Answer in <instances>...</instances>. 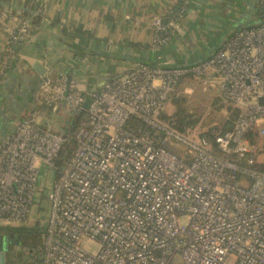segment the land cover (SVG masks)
<instances>
[{
  "label": "built area",
  "instance_id": "1",
  "mask_svg": "<svg viewBox=\"0 0 264 264\" xmlns=\"http://www.w3.org/2000/svg\"><path fill=\"white\" fill-rule=\"evenodd\" d=\"M188 2L154 20L153 65L109 76L97 91L50 71L40 91L54 110L64 104L73 119L65 131L31 115L2 138L0 227H38L37 264H264V22L232 32L207 59L166 63L160 51ZM33 31L25 17L8 30L0 86ZM183 76L215 85L239 110L230 129L195 141L162 116ZM171 142L187 151L175 154Z\"/></svg>",
  "mask_w": 264,
  "mask_h": 264
},
{
  "label": "crops",
  "instance_id": "2",
  "mask_svg": "<svg viewBox=\"0 0 264 264\" xmlns=\"http://www.w3.org/2000/svg\"><path fill=\"white\" fill-rule=\"evenodd\" d=\"M1 1L20 9L0 6V49L17 18L30 19L34 31L18 49L0 86V142L18 120L31 115L54 133L70 126L64 104L54 110L43 100L34 63L48 71L67 72L72 86L81 91H97L109 76L156 62L148 48L153 22L179 4V0ZM261 7L264 11V0ZM257 8L256 0H189L175 36L160 51L162 60L186 65L207 59L232 32L264 20ZM180 95L177 91L175 98ZM0 234L15 238L8 227H0ZM25 264L37 263L29 257Z\"/></svg>",
  "mask_w": 264,
  "mask_h": 264
},
{
  "label": "rangeland",
  "instance_id": "3",
  "mask_svg": "<svg viewBox=\"0 0 264 264\" xmlns=\"http://www.w3.org/2000/svg\"><path fill=\"white\" fill-rule=\"evenodd\" d=\"M186 79L190 80V83L185 84ZM176 91H181L180 97L175 99L172 97L168 101L162 111V116L167 117L182 109L188 117L196 120V129L200 125L208 127L212 126V124H222L229 117V112H226L228 104L219 98L215 85H204L191 76H183L178 83ZM185 134L191 136L192 140H198L191 132H185ZM169 149L179 156L187 151L186 147L175 142H171ZM258 161L264 163V152L259 156ZM43 170L44 168H41L40 185L45 180ZM49 182L45 180V188L49 186ZM45 210L46 202L41 205L42 219L45 217Z\"/></svg>",
  "mask_w": 264,
  "mask_h": 264
},
{
  "label": "trees",
  "instance_id": "4",
  "mask_svg": "<svg viewBox=\"0 0 264 264\" xmlns=\"http://www.w3.org/2000/svg\"><path fill=\"white\" fill-rule=\"evenodd\" d=\"M257 14L260 18H263L264 11L261 5H258L256 9ZM27 18V17H25ZM264 20H261L262 23ZM33 24V23H32ZM34 25V24H33ZM257 24L249 25L244 28H251L256 26ZM243 29V28H242ZM153 65L152 63H150ZM56 71H61L59 68L55 69ZM175 99V98H174ZM226 112H229V117L225 120L222 124H212V126L204 127L200 125L198 129H196V120H192L191 117H188L184 113L182 109L172 114L170 117H164L165 119L169 120L171 126L180 132H191V134L195 137L199 136L203 131L209 128H218L220 131H225L232 127V123L234 122L235 118L239 115V110L233 108L231 105L228 104ZM191 116V115H190ZM73 124L72 117L70 118V125ZM74 143L72 141L65 144L61 154V161L59 165H63L67 158L70 156V153L73 151ZM15 239L19 242V249L16 251L13 247L10 248L8 253V261L9 264H25L29 257L33 258L35 263L37 260L33 257L35 255L34 250L39 245L41 230L38 227L30 226L29 228H13L12 229Z\"/></svg>",
  "mask_w": 264,
  "mask_h": 264
},
{
  "label": "water",
  "instance_id": "5",
  "mask_svg": "<svg viewBox=\"0 0 264 264\" xmlns=\"http://www.w3.org/2000/svg\"><path fill=\"white\" fill-rule=\"evenodd\" d=\"M0 6L12 9H20L16 5H10L2 2L0 0ZM33 70L41 77V82L46 81V79L53 78L55 75L50 74V71H48L46 68L41 66L39 63H34L32 65ZM89 100L87 101L86 105L88 104ZM17 245H19L18 240L13 238L12 234L9 235H3L0 234V264H7L6 256L10 251V248H18Z\"/></svg>",
  "mask_w": 264,
  "mask_h": 264
}]
</instances>
